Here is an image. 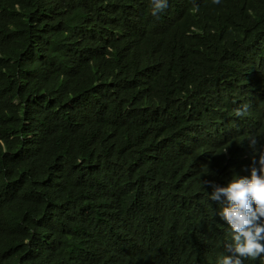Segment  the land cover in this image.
Masks as SVG:
<instances>
[{
  "label": "trees",
  "instance_id": "1",
  "mask_svg": "<svg viewBox=\"0 0 264 264\" xmlns=\"http://www.w3.org/2000/svg\"><path fill=\"white\" fill-rule=\"evenodd\" d=\"M252 137L264 0H0V264H217Z\"/></svg>",
  "mask_w": 264,
  "mask_h": 264
},
{
  "label": "clouds",
  "instance_id": "2",
  "mask_svg": "<svg viewBox=\"0 0 264 264\" xmlns=\"http://www.w3.org/2000/svg\"><path fill=\"white\" fill-rule=\"evenodd\" d=\"M166 7L167 0H152V15L157 16ZM247 110L244 104L235 110V115L243 117ZM256 143L255 137L250 138L254 149L250 175H234L223 186L204 181L212 189L209 198L221 205L217 215L231 234V242L226 244L229 254L221 256L217 264H243L244 258L256 260L264 256V150L259 151L257 160Z\"/></svg>",
  "mask_w": 264,
  "mask_h": 264
}]
</instances>
